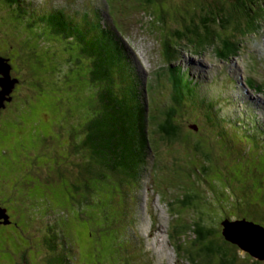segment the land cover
I'll return each instance as SVG.
<instances>
[{"label":"rangeland","instance_id":"374dc122","mask_svg":"<svg viewBox=\"0 0 264 264\" xmlns=\"http://www.w3.org/2000/svg\"><path fill=\"white\" fill-rule=\"evenodd\" d=\"M31 1V9L35 11L44 7L47 10L55 7L74 17H76L75 12L84 14L93 8L91 1L83 7L74 5L77 0ZM142 1L107 0L109 4L107 12L114 19V26L122 31L114 33L113 43L119 48L125 64L128 67L134 66L140 78V81L137 78L140 84L136 89L139 88L141 91L143 86L145 87L146 80L151 77L152 82L149 84L156 103H158L159 96L163 97L162 93L171 92L169 84H167V90L164 88L161 90L162 79L155 76L156 71L162 70L165 48L167 49L165 53L169 55V61L172 64L182 61L183 67L186 66L185 62L191 65H188V77L190 76L194 83L202 82L198 94L210 95L214 100L219 99L217 108L224 107L226 102L228 104L236 102L237 100L233 97L237 96L238 91L233 85L236 82L241 83V80L247 76L244 66L252 60L248 55L255 56L260 62L264 61V10L260 11L259 14L262 16H258V23L256 22L253 31L247 32L242 27L239 31H235L231 27L232 23L228 30L226 26L211 27L210 22V31L213 30L217 36L220 34L223 39H230L226 42L228 48L224 51L228 53L236 51L235 54L226 57H231L226 60L228 62L220 63L222 59L214 52L216 44L197 49V45L205 44H199L198 40H195L197 38L190 39L192 35L178 39L177 36L180 34L176 35L172 30L187 26L188 23L192 26L190 23L193 18L197 22L200 20L204 8L200 9L198 3H208L211 9H217L218 6L221 8L220 1L223 9L227 10L230 6L227 0H174V3L179 5L178 7L191 4L187 10L189 17L184 21L181 20L183 8L178 10L173 0L162 2L164 14H161L158 3L153 1L151 7L156 12L151 16L144 14L146 12H143ZM212 3H217L218 6ZM174 9H177L178 14L175 12L170 16L169 12ZM104 10V5L98 9L102 12V16H104ZM90 19L93 23L96 22V16L91 15ZM179 20L182 22L178 23ZM26 22L23 19L19 20L17 24L21 27L17 28L27 41L30 52L28 59L34 65V74L26 96L22 99L24 101L19 99L18 111H12V114L8 116L11 118L10 123H7L0 132V156L3 160L11 161L8 167L13 166L14 168V172H6L5 176L1 177L0 201H5L10 194L9 189L17 186L15 182L26 175L27 179L32 182L26 205L33 211V219L25 224L27 232H19L18 227L11 228L9 239L5 242L4 239L2 240L6 249L11 251V257L8 253L4 255L0 252V257H2L0 264H25L26 260L24 257L22 259L21 255H24L29 263L32 262L30 264H46L47 259L51 260L52 257L59 259V256H64L66 264H205L206 262L195 256V253L191 257L190 252L197 251L199 244L193 241L192 235L185 233L188 226L192 224V220L197 221L199 216L206 220L207 226L211 229L220 230L219 221L228 214L234 213L230 209L225 212L227 214L224 216V207L219 205L220 191L224 190L228 195L236 196L238 203L242 200L249 201L252 207L258 206L260 212L264 214V145L260 144L257 149H254L253 139L246 134L240 135L241 130L239 129H237L239 134L234 131L228 132L227 129H223V133L220 134L217 128L210 126L203 118L195 116L197 113H192V111L201 109L200 100L193 99V97H189L193 102L190 108L185 104V99L177 98L179 107L176 109L178 113L175 119L183 138H164L162 134L157 133L156 124L151 120L152 111L146 93L145 96L142 94V97L149 106L148 115L145 117V136L149 148L144 152L143 164H140L133 179L120 177L121 179H112V182L101 183L102 187L107 189L105 193L108 195L109 190L118 192L122 187L117 202L112 205V208L115 207L118 212L120 209L122 211L115 214L116 216L99 218L96 212L100 205L96 201L100 200L101 194L95 190L91 194L93 204L79 206L78 200L84 195L83 181L75 182L77 179L75 172H70V166L76 164L77 156L75 157L70 149L67 153L68 142L65 134L67 130L76 128L82 121L79 119L82 117V111L78 108L84 97L81 81L82 66L80 61L76 62L73 57L72 65L63 63L65 67L61 68L56 77L53 74L50 75L47 71H50L53 63L51 52L54 51L57 56L60 49H54L53 42L48 39L56 38L53 36L49 38L48 31H42V28L38 31L34 27L27 29ZM175 22L178 25H174ZM12 27L4 20H0L2 35L7 36ZM39 33H41L40 38ZM214 39L212 43H216L219 37L215 39L216 41ZM259 49H261L260 53H258ZM178 56L179 60H175L174 58ZM61 58H66V55L61 54ZM167 63L164 67L169 65ZM233 65L237 67L235 78L229 71V67ZM195 66H207L213 71L214 77L211 78L210 73L209 78L196 76ZM200 67V74H204V70ZM220 72H225L226 75L225 89H222L224 85L220 82V87L216 85V80L221 81ZM247 74L254 77L250 68H247ZM178 75L180 74L171 75L174 82V84L171 82L173 87L175 85L176 88L182 89L185 95L189 92H196V85H188V87L184 84L185 82L178 79ZM228 77L234 78L233 85L229 84L231 81ZM256 83L264 85V77ZM216 90L223 94L217 96ZM239 91V96H241L242 89ZM246 92L249 95H246ZM244 93L246 96L241 98L240 104L227 107L226 114L229 115V111L233 114L236 112L235 117H237L240 111L242 118L247 116L244 109H241L242 105L245 107L243 101L247 99V105L255 116V125L257 127L260 123L264 125L262 122L264 120V88L257 93L252 91ZM171 105L174 103L171 102ZM166 107L167 102L164 101L160 109L164 110ZM174 107L177 108L175 105ZM225 120L227 121L226 118ZM250 122L253 123V121ZM193 124L197 126V130ZM223 127L230 128L231 126L225 123ZM256 130V128L252 129L253 132ZM235 134L238 135V139H234ZM83 158L85 160V157ZM82 160L79 159L80 162ZM69 176L73 182H69ZM12 182L14 186L11 185ZM121 182H124L122 186ZM202 184L205 188L203 194L201 193L203 188L196 187ZM94 185H97V182ZM73 187L79 189L71 191ZM196 189L201 195L198 196V200L194 201V205L197 208L200 206L199 211L202 213L196 211L193 205L185 206L181 203L183 197L189 192L196 194ZM19 192H22V189ZM205 196L209 199L206 200ZM107 198L101 199L102 204ZM223 199L225 203L233 205L228 201L226 194H223ZM19 201L22 200L19 199ZM208 204L213 207H205ZM14 205L15 207L11 208L13 220L20 224L23 216L22 205L17 202H14ZM14 208L17 211H14ZM115 220L119 221L116 226L114 225ZM7 235L6 232L3 234V236ZM48 237H51L52 248L45 244ZM127 241L134 243V247L130 246L128 249L129 252H134L132 256L125 253ZM221 242L220 239L219 243ZM177 244L182 246L181 249L185 248L189 251V259L186 258L187 253L183 250L179 249L182 254L176 251ZM237 256L238 260L235 264L256 261L239 249ZM127 258H131V261ZM218 259L214 257L212 261L216 262ZM258 263L264 264V261H258ZM50 264H58V261L50 262Z\"/></svg>","mask_w":264,"mask_h":264},{"label":"trees","instance_id":"16d2710c","mask_svg":"<svg viewBox=\"0 0 264 264\" xmlns=\"http://www.w3.org/2000/svg\"><path fill=\"white\" fill-rule=\"evenodd\" d=\"M30 1L31 0H0V19L12 25L14 29L21 27L17 24L19 20L23 19L25 22L27 20L25 25L27 29L34 27L35 30L38 31V29L42 28V31H48L50 34L49 38H51V36L56 38L48 39L53 42L52 46H54V49H60L57 56L54 51L51 52L53 55V63L50 71H47L50 75L53 74L56 77L59 71H61V68L65 67L63 63L72 65L71 59H73V57L76 62L79 63L80 61L82 66V94L84 97L81 99L78 108L82 111V117L79 118L82 121L79 122L76 128L70 131L67 130L65 134V138L68 142V147L66 149L67 153L70 149L71 152L74 153L73 155L75 157L77 156V162L74 166H70V172H75L77 177L75 182L83 181L82 188L84 190V195L78 200L79 206L81 204L91 206L94 201L91 194L93 190H95L101 194L100 200L108 197L104 204H102L103 200H101V202L100 200L96 201L100 205V208L96 212L97 216L99 218L108 217L110 215L116 216L122 209L118 212L115 207L112 208V205L114 202H117L116 200L119 196V192H122V187L118 192L108 189L110 191L108 195L105 193L107 189H104L101 183L112 182V179H121L120 177H130L133 179L135 172L138 171L140 164L143 162L145 150L147 151L149 148L145 136V102H143L141 93L136 89V86H133L132 82V80H137L136 76L133 73V69L125 64L124 60L121 58L119 48L113 43L114 34L112 31L103 28L100 24L94 25L89 23L86 19H76V17L70 14L65 16L62 10L56 9L55 7H52L51 10L35 11L31 9L32 4ZM153 1L158 3L161 14H164L165 11L161 6L164 0H143L142 9L143 12H146L144 14L149 16L155 14L156 10L151 7ZM227 1L230 4L227 10H225L226 8L223 9L222 2L220 1L221 8H219L217 3H212L218 6L217 9H211L208 3H198L200 9L204 8V13L200 17V20L197 22L193 18L190 23L192 26L188 25V23L187 26L185 25L184 27L174 29L172 32L174 31L176 35L180 34L177 36L178 39H183L188 37V35H192L193 38L191 37L190 39L193 40L197 38L195 40L203 44L217 38L214 31H210L209 26L211 23V27H227L232 23L233 29L239 31L242 24L245 23L243 28H247L258 21V16H262V14L259 13L264 10V0H259V2H257V0ZM172 2L174 3V0ZM174 6H177L178 10L183 8L184 12L181 20H187V17H189L187 10H189L191 4L190 6L184 5L183 7H178L179 5L174 3ZM177 9L170 11V16L173 15ZM176 14L178 13L176 12ZM181 20H179L178 23H180ZM174 25L178 24L175 22ZM17 30H19V32H17L16 35L19 36V39L23 40L25 46L28 47L23 33L19 28H17ZM39 35L40 38L41 33H39ZM219 41H222V39ZM222 44H224V42H222L221 45ZM24 51L26 53L29 50L28 48H24ZM61 54L66 55V58L62 59ZM28 61L30 62L29 59ZM178 97H180L179 100H189V95L187 97L182 90L175 87L171 95V101L164 110L159 112V117H157L159 120L155 117L151 118L156 124L157 133L159 135L162 134V136L167 139H174L176 137L180 139L183 138V136H181L179 124L175 119L178 113L176 109L179 107ZM192 97L193 96H190V98ZM200 98L202 103L209 108L201 105L200 110L195 112L192 111L193 114L197 113L199 117L201 115L213 128L215 127L218 130L219 128L227 129L226 131L228 132L234 131L239 134L235 126L230 125V128H223V121L215 118L214 113L217 109V105L212 99L205 100L202 97ZM237 98L238 96L234 99ZM171 102H173L177 108L171 105ZM236 103L238 104L237 101ZM192 104L193 102L189 100V108ZM219 133L222 134L221 132ZM237 134H235L234 139H238ZM241 134L243 133L241 132L240 135ZM249 137L251 136L249 135ZM252 139L255 142L254 145L256 147L259 146V140L255 137ZM254 145L253 148L255 149ZM79 156L82 158L85 157V160L83 158V161ZM79 159L82 161L80 162ZM69 182H73L70 176ZM96 182L97 185H94ZM120 184L122 186L124 182ZM203 186L202 184L196 187L203 188ZM75 189L79 188L73 187L71 191ZM203 190L201 189L202 194L205 193V188H203ZM196 194L189 192L183 197L181 203L185 206L193 205L194 209L199 211L200 206L197 208L194 205V201L198 200V196L201 195L197 189ZM223 194L228 196V201L233 203L232 206L225 203ZM205 197L206 200L207 198L209 199L208 196ZM220 197L219 205L224 207V216H226L227 213L225 212L227 210L232 209L234 212L233 214H228L229 217H227L228 215L223 217L222 220L246 219L254 223L258 221L264 223V214L260 212L258 206L252 207L249 201L245 200L238 203L236 196H230L224 190L220 191ZM205 207L212 208L213 206L208 204ZM199 212L202 213L201 211ZM25 213L27 221L30 222L33 219V211L27 208L25 209ZM222 220L219 221V224ZM118 222V220H115L114 225L116 226ZM258 224L264 226V224L259 222ZM207 225L206 220L199 216L197 217V221L192 220V224L188 226V230L185 234L192 235L193 241L199 244V249L197 251L194 250V252H190L191 257L194 256L195 253V256L202 258V260L206 262L205 264H235L238 260V248L224 241L222 237L220 238V234L218 233L221 229L218 231L216 229H211V227ZM50 238H46L45 244H48L50 248H52ZM2 239L3 238H0V252H3L4 255L8 253L11 257V251H8V248L6 249V246L1 241ZM220 239L222 241L221 243H219ZM130 246H134V243L132 241H127L125 244V253L126 255L130 254V256H132L134 252H129L128 249H130ZM177 247L181 249L182 246L177 245ZM185 252L187 253L186 258L189 259V251L185 249ZM20 257H22V259L24 257L26 260L25 264L32 263H29L24 255ZM59 257V259H54L53 257L51 260L47 259L46 264H50V262L53 261H58V264H66L67 261L65 262L64 256ZM214 257H218V261L213 262L212 260ZM0 260H2V257H0ZM127 260L131 261V258H127ZM245 264L261 263L254 261L251 263L246 262Z\"/></svg>","mask_w":264,"mask_h":264},{"label":"flooded vegetation","instance_id":"af4514ba","mask_svg":"<svg viewBox=\"0 0 264 264\" xmlns=\"http://www.w3.org/2000/svg\"><path fill=\"white\" fill-rule=\"evenodd\" d=\"M17 32H19V30H17V28L14 29V27L7 36L2 35L0 32V58L4 59V61L9 65V77L11 79L17 80V82L14 83L10 93L6 96L8 100L4 101V106L0 109V132L3 128H5L7 123H10L11 118L8 116L12 114V111H18L17 103L20 98L21 100L25 98L24 96H26V91H28L30 87L31 78L34 74V65L28 61L29 51L25 53L24 48L27 47L25 46L24 42L21 41L16 35ZM1 77L2 74L0 73V79ZM10 165L11 161L3 160L0 156V181L1 177L5 176L6 172H14L13 166L10 168L8 167ZM2 180L5 182L4 179ZM15 185L17 186L9 189L10 194L7 196L6 200L0 201V207L6 210L5 214L7 216L9 215L7 224L0 223V237L4 239V242L6 239H9L8 237L11 233V228L18 227L19 232H27V226L25 225L27 224L25 209L30 208L26 205V203L30 192L29 187L32 186V182L31 180L27 179L26 175H24L19 181L17 180L15 182ZM20 189H22V192H19ZM19 199L22 201H19ZM14 202L22 205L21 207L23 216L22 220L20 221L21 226L19 223L13 220L11 208L15 207ZM14 211H17V209L14 208ZM5 232L8 234L7 236H3Z\"/></svg>","mask_w":264,"mask_h":264},{"label":"water","instance_id":"95a60500","mask_svg":"<svg viewBox=\"0 0 264 264\" xmlns=\"http://www.w3.org/2000/svg\"><path fill=\"white\" fill-rule=\"evenodd\" d=\"M9 65L0 58V109L4 106L6 96L17 82L9 77ZM0 207V223L7 224L8 216ZM220 233L227 243L235 245L257 261L264 260V227L246 219H224L220 222Z\"/></svg>","mask_w":264,"mask_h":264},{"label":"bare ground","instance_id":"6f19581e","mask_svg":"<svg viewBox=\"0 0 264 264\" xmlns=\"http://www.w3.org/2000/svg\"><path fill=\"white\" fill-rule=\"evenodd\" d=\"M263 55H264V53H263ZM176 62H179V63H183L182 61H176ZM185 64H186V66H187V68H189V66H191L190 64H188L187 62H185ZM189 65V66H188ZM200 67V66H199ZM192 68V67H191ZM201 69H203L204 70V74H197V73H195V74H197L199 77H201V76H203V78L205 77V76H207L208 77V74L210 73L211 74V78H213L214 77V75H213V73H211V71L210 70H207L206 68H204V67H200ZM196 69V68H195ZM220 70V69H219ZM229 71H231L232 72V75H234V78H235V76H236V72H237V70L235 69V67L234 66H231V67H229ZM186 74V77L187 78H181V77H178V79H180V80H182L183 82H185V83H187V85H192V86H194V85H196L197 86V88H196V92H189L188 93V95H189V97L190 96H196V95H199L200 97H202L203 99H211L212 97L210 96V95H206V94H198L199 92H198V89H199V87L201 86V84H202V82L201 81H199V83H194L193 81H191V79L188 77V74L187 73H185ZM238 74V73H237ZM209 78V77H208ZM234 78H232L230 81H231V83L229 82V84L231 85H233L234 84ZM132 82H133V86L135 87H137L138 85H139V81L138 80H132ZM222 84L224 85V87L222 88V89H225V87H226V84H227V81H226V79L222 82ZM216 85L218 86V87H220V84H219V81H217L216 80ZM234 87H236V89H237V96H238V98L236 99L237 100V102L239 103L240 102V96H239V94H240V89H239V83H235L234 85H233ZM197 93V94H196ZM216 95L217 96H221V94H223V93H221V92H218V90H216ZM220 93V94H219ZM237 96H235V97H233V98H236ZM225 98H226V96H225ZM20 113V112H19ZM180 167V166H179Z\"/></svg>","mask_w":264,"mask_h":264},{"label":"clouds","instance_id":"9594fccd","mask_svg":"<svg viewBox=\"0 0 264 264\" xmlns=\"http://www.w3.org/2000/svg\"><path fill=\"white\" fill-rule=\"evenodd\" d=\"M87 20V19H86ZM158 119V118H157ZM159 120V119H158ZM197 130V129H196ZM235 246V245H234ZM257 261V260H256Z\"/></svg>","mask_w":264,"mask_h":264}]
</instances>
